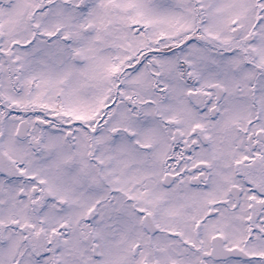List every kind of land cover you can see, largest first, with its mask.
<instances>
[{
    "label": "snow or ice",
    "instance_id": "obj_1",
    "mask_svg": "<svg viewBox=\"0 0 264 264\" xmlns=\"http://www.w3.org/2000/svg\"><path fill=\"white\" fill-rule=\"evenodd\" d=\"M0 264H264V0H0Z\"/></svg>",
    "mask_w": 264,
    "mask_h": 264
}]
</instances>
